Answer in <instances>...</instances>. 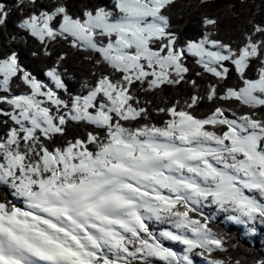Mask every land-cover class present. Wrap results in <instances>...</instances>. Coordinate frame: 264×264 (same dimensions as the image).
I'll list each match as a JSON object with an SVG mask.
<instances>
[{"label": "snow or ice", "instance_id": "snow-or-ice-1", "mask_svg": "<svg viewBox=\"0 0 264 264\" xmlns=\"http://www.w3.org/2000/svg\"><path fill=\"white\" fill-rule=\"evenodd\" d=\"M221 223L264 226V0H0V264H244Z\"/></svg>", "mask_w": 264, "mask_h": 264}, {"label": "trees", "instance_id": "trees-1", "mask_svg": "<svg viewBox=\"0 0 264 264\" xmlns=\"http://www.w3.org/2000/svg\"><path fill=\"white\" fill-rule=\"evenodd\" d=\"M188 30L190 32L197 31V17H186ZM179 23H183L180 21ZM188 89L184 88L180 93H175L178 97L182 93L187 92ZM171 93L172 90H169ZM222 219V217H221ZM218 230L229 233L231 236V243L239 244L236 249H230V254L233 258H243L244 264H252L256 258L264 257V226H257V232L253 236L247 232L243 226L233 225L231 223H221L218 225Z\"/></svg>", "mask_w": 264, "mask_h": 264}]
</instances>
